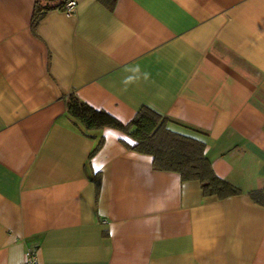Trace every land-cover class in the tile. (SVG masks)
Listing matches in <instances>:
<instances>
[{
    "label": "crops",
    "instance_id": "crops-1",
    "mask_svg": "<svg viewBox=\"0 0 264 264\" xmlns=\"http://www.w3.org/2000/svg\"><path fill=\"white\" fill-rule=\"evenodd\" d=\"M74 1L32 30L35 0H0V264H264V0ZM70 96L168 118L240 195L205 199L123 133H85Z\"/></svg>",
    "mask_w": 264,
    "mask_h": 264
},
{
    "label": "trees",
    "instance_id": "trees-1",
    "mask_svg": "<svg viewBox=\"0 0 264 264\" xmlns=\"http://www.w3.org/2000/svg\"><path fill=\"white\" fill-rule=\"evenodd\" d=\"M69 1L71 0H35L32 30L36 29L48 11L62 10ZM66 113L85 133L113 129L130 137L135 145L129 149L152 157L155 171L178 174L182 182H198L205 199L224 200L240 195V190L214 174L204 155L205 145L200 138L172 131L168 118L148 108L140 109L129 123L122 124L108 113L95 110L75 96H70L66 101ZM102 144L101 139L94 153ZM249 197L254 203L264 207V190L254 191Z\"/></svg>",
    "mask_w": 264,
    "mask_h": 264
},
{
    "label": "built area",
    "instance_id": "built-area-1",
    "mask_svg": "<svg viewBox=\"0 0 264 264\" xmlns=\"http://www.w3.org/2000/svg\"><path fill=\"white\" fill-rule=\"evenodd\" d=\"M76 7V2L71 0L64 4L62 11L66 15H72ZM22 264H38L37 251L34 248H28L24 254V261Z\"/></svg>",
    "mask_w": 264,
    "mask_h": 264
}]
</instances>
